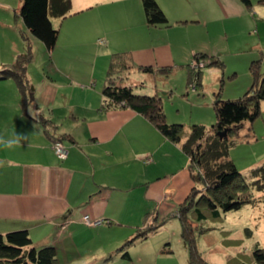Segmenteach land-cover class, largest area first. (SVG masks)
<instances>
[{"label": "rangeland", "instance_id": "374dc122", "mask_svg": "<svg viewBox=\"0 0 264 264\" xmlns=\"http://www.w3.org/2000/svg\"><path fill=\"white\" fill-rule=\"evenodd\" d=\"M158 1L172 21L176 22L179 16H185L183 18L187 19L184 23H175L160 35L153 34L154 42L158 40L166 43L173 37L177 40V63L166 68L169 72L165 76L167 80L163 79L165 81L157 75H152L149 79V74L134 63L131 67L118 61L121 71L117 73H124L125 82H134V89L143 94L153 92L157 79L156 86L160 89L158 93L163 98L167 121L184 125L182 140L185 142L193 124L205 125L210 130L216 123L215 103L218 97L223 100L237 99L249 91L254 81L250 67L252 60L259 55L263 56L264 72V2L251 0L253 6L248 9L240 0ZM21 6L22 0H0V69L14 68L19 57L25 56L30 47L32 58L25 68L27 90L33 89L34 84L40 79H53L59 81L62 86L67 85L70 78L65 69L78 72L85 67H94L92 72L100 90L104 85L110 55L126 48L128 50L135 48L136 51V47L141 50L146 46L147 40L143 39L146 30L142 26L146 18L142 0H104L92 10L74 18H53L54 25L60 29L54 54L26 29L20 16ZM89 18L92 19L89 21ZM100 40L106 42L110 40L111 43L100 44ZM141 41L143 44H139ZM99 50L101 52H98ZM195 51L206 52L207 56L196 59ZM214 61L218 63L210 65ZM186 63L190 65L187 67ZM57 64L61 66L59 73ZM190 70L203 71L202 85L196 86L195 81H189ZM215 72L220 76L219 81L215 77L217 74H213ZM28 73L32 74L33 79ZM141 83L145 84L142 89L139 88ZM17 91L21 95L20 86L15 78L6 77L0 80V97H5L2 100L3 104L9 105V99H16ZM33 93L32 100L35 102L39 96L35 95L34 89ZM81 96L82 93L78 95V90H75L73 96L69 95L63 100V116L67 115L69 104L73 105L84 100ZM33 102L29 101V106L33 105ZM36 108L39 109V106L37 105ZM261 111V115L255 121L243 122L229 131L227 136L233 143L230 148V158L234 160L249 183L257 179L254 170L264 163V101L261 102ZM208 134H212V131H208ZM122 140L124 142L120 146L121 152H130L134 155L136 151L146 154L136 156L128 170L124 169L123 160L129 157L118 155L119 170L114 176V182H118L119 185L131 174L136 176L135 179L144 177L140 174L150 161H153L155 157L153 150L175 155L172 164L178 168L179 164L188 166V159L189 162L191 160L180 147L165 144L161 136L148 134L143 128H137L135 136L131 139L122 138ZM60 145L67 149L64 140L53 138V149L57 156L62 157L61 151L58 150V154L56 150ZM179 155L184 156L182 163ZM8 157L10 160L19 159L18 154ZM189 174L193 187L195 188L194 184H196L205 191V186L201 182L196 181V183L193 180L190 170ZM197 174L198 172L195 171V175ZM151 178L156 179V176ZM193 187L175 208L168 205L171 198L151 201L153 205L156 202L163 212L166 211L164 214L170 215L166 220L161 218L165 216L163 213L156 217L155 212H151L150 215L143 211L146 205H150L147 201L143 202V199L137 198V195L143 194L145 187H142L136 189L133 202L132 200L125 202L127 221L132 222L130 225L133 224V228L125 227L115 221L111 226L108 224L97 229L89 224L92 227L80 226L81 229H76L73 226L69 229L62 227L66 222L63 218L57 223L55 231L36 228L32 230L31 237L35 244L46 239L56 240L55 246L60 264H190L189 252L182 241V224L179 217L183 215L181 209L191 202L193 192V202L198 199V193ZM256 194L257 200L254 204H245L239 210L221 212L219 218H214L209 211H205L207 220L202 226L206 228L202 233L197 234L198 248L211 264L250 263L253 262L255 245L260 244L264 247V196L263 193L256 192ZM187 216L193 227H199L196 214L191 212ZM144 218L146 219L142 229L160 224L159 231L156 230L157 233L155 230L150 231L143 240L129 246L132 259H126L122 256L121 247L137 234L135 225L142 223ZM165 240L171 241L172 252L159 249Z\"/></svg>", "mask_w": 264, "mask_h": 264}, {"label": "crops", "instance_id": "0c3cea01", "mask_svg": "<svg viewBox=\"0 0 264 264\" xmlns=\"http://www.w3.org/2000/svg\"><path fill=\"white\" fill-rule=\"evenodd\" d=\"M102 1L104 0H72L73 10L63 19L84 14ZM179 17L176 22L171 20L172 26L175 23L180 24L177 22L179 20H187L183 18L185 16ZM142 26L146 30V36L143 37L147 40L146 46H143L141 50L136 47V51L135 48L130 50L126 48L115 51L113 54L127 52L135 65H151L154 68V73H148L149 79L152 75H157L162 80L166 79L165 76H160L159 69L171 67L173 63H177V40L173 37L166 43L158 42V40L154 42L153 34L160 35L172 26H148L146 19ZM107 43L110 44L111 41L100 40V44L106 45ZM139 44H143L142 41ZM49 51L54 54L55 47ZM200 52L195 51V54ZM102 53L104 54L105 51L103 50ZM112 55H110L108 67ZM259 59L263 60V56L259 55L252 61ZM188 64L186 63V66ZM57 65L59 73L61 66ZM93 68L85 67L84 70L79 69L78 72L65 69L70 81L64 86L53 79H40L37 84H34L35 87L33 86L35 95L39 98L28 108V114L22 108L21 95L18 91L16 99H9V105L3 104L2 100L5 97H0V141L8 140L19 134L27 137V140L22 141L17 147L8 148L0 143V233L27 229L32 234V230L36 228H47L48 231L54 229L55 231L57 223L63 218L66 222L62 227L72 229L75 226L76 229H81L80 226H89L84 221L85 215L96 221H103L94 225L95 227L89 226L94 229L108 224L111 226L115 221L125 227L133 228V224L130 225L132 222L127 221L125 202L134 201L136 189L145 187L143 194L137 195V198L143 199V202L147 201L150 205H146L143 211L150 215L151 212H155L156 217H159L158 215L166 211L163 212L156 202L153 205L151 203L153 199L162 201L171 198L168 205L175 208L193 187L189 165L179 164L178 168L172 164L175 155L160 153L159 150H153L155 154L153 161L151 160L140 174L144 177L139 176L140 178L135 179L136 176L131 174L128 178H124L121 185L114 182V176L119 170L118 155L129 157L123 160L124 169L128 170L136 156L146 154L136 151L134 155L130 152H121L120 146L124 142L122 138L131 139L135 136L137 128L145 129L148 134L159 135L165 144L176 145L184 153L185 151L182 143L167 138L147 117L130 108L105 106L103 87L107 72L104 85L99 90L92 72ZM28 74L33 79L32 74ZM213 74H217L215 77L219 81L218 72ZM2 79L6 78L0 77V80ZM156 81L157 79H155L153 92L145 94L159 95L160 89L157 88ZM127 84L135 85L134 82H127ZM142 84L139 87L141 89L143 85L145 86ZM75 90H78V95L82 93L81 99L84 100L73 105L69 104L67 115L63 116V100L69 95L73 96ZM37 105L39 109L36 108ZM45 115L56 125L55 132L51 131L52 134L69 135L64 139V144L68 149L66 159L57 156L52 146L51 133L47 132L44 124L39 120ZM13 154H18L19 159L10 160L8 155ZM180 159L182 163L184 156H180ZM151 176H156V179H152ZM164 215L161 217L164 220L170 217L168 213ZM124 217L127 218H125L126 221ZM145 219L142 223L135 225L137 229L143 228ZM170 242V240H165L159 249L166 251L165 246L173 249ZM56 243V240L46 239L36 245H55Z\"/></svg>", "mask_w": 264, "mask_h": 264}, {"label": "trees", "instance_id": "16d2710c", "mask_svg": "<svg viewBox=\"0 0 264 264\" xmlns=\"http://www.w3.org/2000/svg\"><path fill=\"white\" fill-rule=\"evenodd\" d=\"M241 2L249 9L253 6L251 0H241ZM142 3L148 26H172L171 19L158 0H142ZM72 10V0H22L20 16L30 34L51 50L57 43L60 31L54 25L53 18L63 19L70 15ZM186 21L179 20L177 22L184 23ZM206 56V53H196V59H203ZM31 58L32 52L29 47L26 55L19 57L14 68L0 69V77H13L18 82L22 95L21 104L26 114H28L30 107L29 101L32 103V96H34L33 89L27 90L25 83L27 80L25 68ZM118 61L133 66L129 53L120 52L112 55L103 87V95L106 99L105 106L130 108L147 117L166 137L174 142L182 143L183 150L191 158L188 165L193 180L201 182L205 186L204 191L194 184L195 188H193L198 193V199L193 202V192L190 198L191 202L181 209L183 215L179 218L182 224V241L189 252L190 264H211L198 248L197 234L202 233L206 228L202 226L207 220L205 211H209L214 218H219L221 212L239 210L245 204H254L257 200L256 192L263 193L264 196V163L254 170V176L257 179L249 183L234 160L230 158V148L233 143L228 137L221 138L219 135L227 129L232 131L247 120L255 121L261 115V102L264 101L262 60H254L251 64L250 70L254 81L249 91L237 99L223 100L217 96L218 99L215 103L216 123L212 125L210 130L205 125L193 124L186 135L185 142L182 140L185 131L184 125L167 121L163 98L157 94L146 95L137 92L134 85L127 84L125 74L117 73L121 71ZM22 62L24 63L22 64ZM217 63L218 61H214L210 65ZM139 67L147 73L155 72L151 65ZM166 68L168 67H164L160 71L164 76H167L169 72V69ZM202 77L203 71L201 70L188 72L189 81H195L196 86L202 85ZM39 120L44 124L48 133L56 130V125L51 120L43 116ZM208 131H212V134L209 135ZM50 135L54 139L60 140L69 137V135L59 136L52 133ZM195 171L198 172L197 175H195ZM191 212L196 214V220L199 223L197 228L193 227L190 223L191 220L188 219L187 215ZM159 227L160 224H153L149 229H137V234L121 247L122 256L131 259L128 247L147 237L150 231L158 230ZM164 250H166L165 252L173 251L170 246H165ZM252 257L253 262H242L241 264H264V247L256 244ZM0 264H60V261L55 245L37 246L27 229H16L7 233H0Z\"/></svg>", "mask_w": 264, "mask_h": 264}, {"label": "clouds", "instance_id": "9594fccd", "mask_svg": "<svg viewBox=\"0 0 264 264\" xmlns=\"http://www.w3.org/2000/svg\"><path fill=\"white\" fill-rule=\"evenodd\" d=\"M27 140L24 134L16 135L8 140L0 141L5 147L12 148L13 146L20 144L22 141Z\"/></svg>", "mask_w": 264, "mask_h": 264}, {"label": "built area", "instance_id": "2783aa9c", "mask_svg": "<svg viewBox=\"0 0 264 264\" xmlns=\"http://www.w3.org/2000/svg\"><path fill=\"white\" fill-rule=\"evenodd\" d=\"M56 150H57V152H58V150H60L61 153H62V157L63 158L60 155H58L59 157H61L62 159H66L67 158L68 150L65 149L62 145H60V147L56 148ZM58 154H59V152H58ZM84 220L89 225H97V224H99L101 222V221L100 222L99 221H92L91 218L88 215H85Z\"/></svg>", "mask_w": 264, "mask_h": 264}, {"label": "water", "instance_id": "95a60500", "mask_svg": "<svg viewBox=\"0 0 264 264\" xmlns=\"http://www.w3.org/2000/svg\"><path fill=\"white\" fill-rule=\"evenodd\" d=\"M228 132H229V130L227 129L226 131L220 133L219 135H220L221 138H225V137L228 136Z\"/></svg>", "mask_w": 264, "mask_h": 264}, {"label": "bare ground", "instance_id": "6f19581e", "mask_svg": "<svg viewBox=\"0 0 264 264\" xmlns=\"http://www.w3.org/2000/svg\"><path fill=\"white\" fill-rule=\"evenodd\" d=\"M201 83V82H200ZM223 87V86H222Z\"/></svg>", "mask_w": 264, "mask_h": 264}]
</instances>
